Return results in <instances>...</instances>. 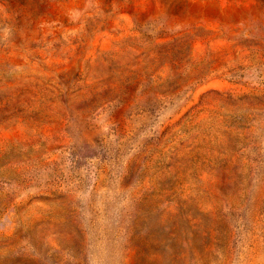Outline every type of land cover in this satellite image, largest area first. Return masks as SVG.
I'll return each mask as SVG.
<instances>
[{
	"label": "rangeland",
	"instance_id": "1",
	"mask_svg": "<svg viewBox=\"0 0 264 264\" xmlns=\"http://www.w3.org/2000/svg\"><path fill=\"white\" fill-rule=\"evenodd\" d=\"M0 264H264V0H0Z\"/></svg>",
	"mask_w": 264,
	"mask_h": 264
}]
</instances>
